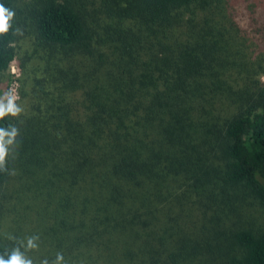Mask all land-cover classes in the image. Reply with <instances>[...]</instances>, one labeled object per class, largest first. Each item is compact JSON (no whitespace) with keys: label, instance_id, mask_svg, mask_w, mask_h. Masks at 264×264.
Returning a JSON list of instances; mask_svg holds the SVG:
<instances>
[{"label":"trees","instance_id":"trees-1","mask_svg":"<svg viewBox=\"0 0 264 264\" xmlns=\"http://www.w3.org/2000/svg\"><path fill=\"white\" fill-rule=\"evenodd\" d=\"M22 3L0 0V88L24 12L52 56L35 119L0 118V198L25 208L0 258L264 264V0Z\"/></svg>","mask_w":264,"mask_h":264},{"label":"rangeland","instance_id":"rangeland-1","mask_svg":"<svg viewBox=\"0 0 264 264\" xmlns=\"http://www.w3.org/2000/svg\"><path fill=\"white\" fill-rule=\"evenodd\" d=\"M31 1L23 0L20 7H25L26 10ZM20 20L19 39L16 43L18 56L11 65L9 72L2 79L0 105L7 107L9 103L13 104L15 108L19 109V112L13 117L26 122L35 119L39 114V109L36 101L32 103V96H23L22 89L27 85L26 79L31 80L32 71L43 66L44 58L48 59L52 56V49L38 40L27 12H24ZM40 92L43 94L41 90ZM38 98L36 97V99ZM8 153L9 155L12 154V146L8 148ZM14 181L15 183L18 182L17 179ZM23 212H25L24 204H21L18 199L8 198L4 200L0 198V232L9 233L13 225V219H16Z\"/></svg>","mask_w":264,"mask_h":264},{"label":"clouds","instance_id":"clouds-1","mask_svg":"<svg viewBox=\"0 0 264 264\" xmlns=\"http://www.w3.org/2000/svg\"><path fill=\"white\" fill-rule=\"evenodd\" d=\"M13 16V13L7 10L3 5H0V33L6 32L8 29V20ZM19 112L18 108L11 103L7 107L4 105H0V118H3L6 114L11 113L12 115H16ZM5 133L0 131V169H4L5 166V158L8 154L7 145L12 143V139L10 138L8 141L4 140ZM29 244H32V241H29ZM62 260V257L58 256V261ZM0 264H31L30 261H25L21 258L18 251L14 252L10 259L5 261L0 258Z\"/></svg>","mask_w":264,"mask_h":264}]
</instances>
